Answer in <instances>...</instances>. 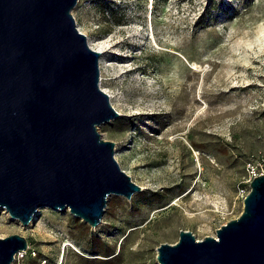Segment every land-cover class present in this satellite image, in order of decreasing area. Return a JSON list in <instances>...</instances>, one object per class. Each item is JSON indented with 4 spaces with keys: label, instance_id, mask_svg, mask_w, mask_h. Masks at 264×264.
<instances>
[{
    "label": "rangeland",
    "instance_id": "rangeland-1",
    "mask_svg": "<svg viewBox=\"0 0 264 264\" xmlns=\"http://www.w3.org/2000/svg\"><path fill=\"white\" fill-rule=\"evenodd\" d=\"M100 51L117 117L98 126L142 190L110 195L90 226L38 208L27 226L0 208V236L28 247L13 264H160L180 228L196 238L242 209L246 165L264 157V0H77Z\"/></svg>",
    "mask_w": 264,
    "mask_h": 264
},
{
    "label": "water",
    "instance_id": "water-1",
    "mask_svg": "<svg viewBox=\"0 0 264 264\" xmlns=\"http://www.w3.org/2000/svg\"><path fill=\"white\" fill-rule=\"evenodd\" d=\"M77 0H0V208L27 226L38 208L98 225L110 195L142 190L98 126L120 113L100 86V51L79 30ZM240 213L196 238L180 228L160 242V264H264V172L248 183ZM28 247L0 236V264Z\"/></svg>",
    "mask_w": 264,
    "mask_h": 264
},
{
    "label": "built area",
    "instance_id": "built-area-1",
    "mask_svg": "<svg viewBox=\"0 0 264 264\" xmlns=\"http://www.w3.org/2000/svg\"><path fill=\"white\" fill-rule=\"evenodd\" d=\"M257 157L258 158H256V159L253 158L252 160H249L247 162L246 176L244 177V179H242V182L244 185L249 183V181L252 179V177L254 175L264 172V157H259V155H257ZM246 192H247V190H246ZM24 252H25V250H23V249L18 250L14 254L13 261L19 260Z\"/></svg>",
    "mask_w": 264,
    "mask_h": 264
},
{
    "label": "bare ground",
    "instance_id": "bare-ground-1",
    "mask_svg": "<svg viewBox=\"0 0 264 264\" xmlns=\"http://www.w3.org/2000/svg\"><path fill=\"white\" fill-rule=\"evenodd\" d=\"M159 262V261H158Z\"/></svg>",
    "mask_w": 264,
    "mask_h": 264
},
{
    "label": "trees",
    "instance_id": "trees-1",
    "mask_svg": "<svg viewBox=\"0 0 264 264\" xmlns=\"http://www.w3.org/2000/svg\"><path fill=\"white\" fill-rule=\"evenodd\" d=\"M108 203V202H107Z\"/></svg>",
    "mask_w": 264,
    "mask_h": 264
}]
</instances>
